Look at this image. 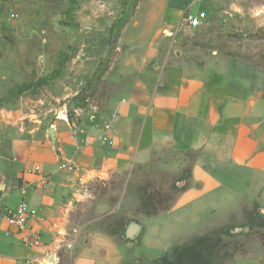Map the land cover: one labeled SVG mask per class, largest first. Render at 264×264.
<instances>
[{
	"label": "crops",
	"instance_id": "crops-1",
	"mask_svg": "<svg viewBox=\"0 0 264 264\" xmlns=\"http://www.w3.org/2000/svg\"><path fill=\"white\" fill-rule=\"evenodd\" d=\"M185 6L166 13L144 53L135 47L139 37L127 41L134 45L132 53L119 49L97 106V116L111 124V145L101 141L87 115L72 127L64 121L55 125V148L50 128L36 136L31 128L0 127V137L9 144L8 155L0 147V264H38L45 254L26 249L23 236L2 215L4 209L18 210L22 202L38 211L31 227L43 243L54 242L57 226L80 232L76 247L63 251L59 264H126L119 249L125 237L105 232L99 224L111 219L121 202L128 205L129 217L142 209L172 214L191 207L199 212L198 202L208 195L248 199L254 185L264 183V98L230 90L227 76L184 77L162 46L164 28L173 30L169 37L174 47L178 44L173 32L185 18ZM197 8L191 10L194 15L200 13ZM168 146L175 155L188 156V162L175 166L164 156ZM60 162L77 170H60ZM185 166L186 174L179 177ZM176 177L188 186L177 206ZM133 222L127 238L131 227L137 228L134 236L144 229L137 219Z\"/></svg>",
	"mask_w": 264,
	"mask_h": 264
},
{
	"label": "rangeland",
	"instance_id": "rangeland-1",
	"mask_svg": "<svg viewBox=\"0 0 264 264\" xmlns=\"http://www.w3.org/2000/svg\"><path fill=\"white\" fill-rule=\"evenodd\" d=\"M196 5L207 17L195 29L182 30L180 22L173 32L175 47L165 34L173 30L159 33L175 65L186 78L227 76L230 90L264 98V0H0V127H20L23 132L31 128L39 136L63 123L61 114L76 122L75 110L101 104L105 78L119 49L133 52L134 45L127 41L139 37L135 47L144 53L168 11L185 6L184 13H189ZM126 20L120 36L126 34L125 41L116 45ZM108 57L110 69L97 80L99 64ZM89 112L87 108L81 117L90 118ZM2 146L8 155L4 137ZM164 156L175 160V166L189 158L175 155L169 146ZM187 170L185 166L179 177ZM179 177L175 206L188 187ZM254 187L248 199L208 195L198 202L199 212L191 207L172 214L142 209L129 217L124 201L111 219L99 224L131 244L119 243L126 264H264V183ZM136 219L144 229L127 238L125 231ZM85 233L90 230L83 238Z\"/></svg>",
	"mask_w": 264,
	"mask_h": 264
},
{
	"label": "built area",
	"instance_id": "built-area-1",
	"mask_svg": "<svg viewBox=\"0 0 264 264\" xmlns=\"http://www.w3.org/2000/svg\"><path fill=\"white\" fill-rule=\"evenodd\" d=\"M206 17L207 15L205 12H200L196 15L191 12L186 13L181 24V29L186 30L198 28L202 25ZM88 106L85 109L79 108L75 110V114L78 117L76 122L69 120L68 113H65L64 116H61V114L59 119L72 127L82 119L81 115H84L87 108H89L90 121L95 123L96 127L101 132L99 138L104 143L111 145L112 141L109 137L111 124L103 122L102 119L97 116L99 112L97 106ZM51 127L55 128V125H52ZM72 133L76 134V131L73 130ZM88 144H91V142L86 143V145ZM59 168L60 170H69L71 172H75L77 170L76 166L66 162H60ZM2 215L7 220L9 225L17 228L19 233L23 236V243L26 249H43L45 251L44 256L39 260L38 264H59L61 253L63 251L71 252L76 247L80 232L78 230H73L69 233L65 230L62 231L58 226L56 228L57 234L54 242L49 245L43 243L41 237L38 236L31 227V223L38 217V211L30 207L26 202H22L18 210H2Z\"/></svg>",
	"mask_w": 264,
	"mask_h": 264
},
{
	"label": "trees",
	"instance_id": "trees-1",
	"mask_svg": "<svg viewBox=\"0 0 264 264\" xmlns=\"http://www.w3.org/2000/svg\"><path fill=\"white\" fill-rule=\"evenodd\" d=\"M129 20H126L125 24L120 28L118 36H117V39H116V45H117L118 41L120 40V36H121L124 28L129 23ZM114 27L115 26H113L112 29H111V34L114 31ZM116 50H117L116 46L111 49V51H116ZM111 63H112L111 58L108 57L106 60H104L102 63L99 64V67H98L97 72L95 74V78H97V80H100L102 78V76L110 69Z\"/></svg>",
	"mask_w": 264,
	"mask_h": 264
},
{
	"label": "water",
	"instance_id": "water-1",
	"mask_svg": "<svg viewBox=\"0 0 264 264\" xmlns=\"http://www.w3.org/2000/svg\"><path fill=\"white\" fill-rule=\"evenodd\" d=\"M165 34L167 36H171L170 33H168L167 31H165ZM48 135L50 137L52 146L55 148L56 147V142H57V138H56V130L54 128H50V130L48 131ZM137 233V228L136 227H131L128 231V237L131 238L133 237L135 234Z\"/></svg>",
	"mask_w": 264,
	"mask_h": 264
},
{
	"label": "bare ground",
	"instance_id": "bare-ground-1",
	"mask_svg": "<svg viewBox=\"0 0 264 264\" xmlns=\"http://www.w3.org/2000/svg\"><path fill=\"white\" fill-rule=\"evenodd\" d=\"M169 33V32H168Z\"/></svg>",
	"mask_w": 264,
	"mask_h": 264
}]
</instances>
